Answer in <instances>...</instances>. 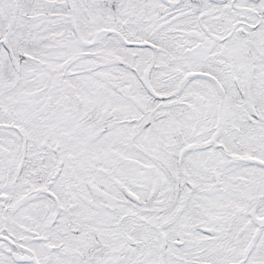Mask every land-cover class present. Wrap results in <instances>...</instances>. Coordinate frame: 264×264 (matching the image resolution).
<instances>
[{
    "label": "snow or ice",
    "instance_id": "obj_1",
    "mask_svg": "<svg viewBox=\"0 0 264 264\" xmlns=\"http://www.w3.org/2000/svg\"><path fill=\"white\" fill-rule=\"evenodd\" d=\"M0 264H264V0H0Z\"/></svg>",
    "mask_w": 264,
    "mask_h": 264
}]
</instances>
